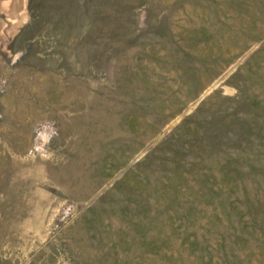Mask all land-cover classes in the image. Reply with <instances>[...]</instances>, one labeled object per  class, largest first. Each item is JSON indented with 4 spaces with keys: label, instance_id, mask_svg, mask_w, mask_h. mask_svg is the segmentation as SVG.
<instances>
[{
    "label": "rangeland",
    "instance_id": "obj_1",
    "mask_svg": "<svg viewBox=\"0 0 264 264\" xmlns=\"http://www.w3.org/2000/svg\"><path fill=\"white\" fill-rule=\"evenodd\" d=\"M0 264H264V0H0Z\"/></svg>",
    "mask_w": 264,
    "mask_h": 264
}]
</instances>
